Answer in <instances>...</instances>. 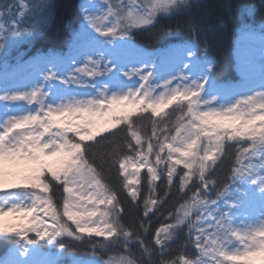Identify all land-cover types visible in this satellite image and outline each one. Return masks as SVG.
I'll return each instance as SVG.
<instances>
[{"label":"trees","instance_id":"trees-1","mask_svg":"<svg viewBox=\"0 0 264 264\" xmlns=\"http://www.w3.org/2000/svg\"><path fill=\"white\" fill-rule=\"evenodd\" d=\"M15 1L0 0V13L11 14ZM80 1L25 0L27 11L0 41V72L41 54L68 61L97 38H126L153 53L181 44L193 47L198 61L210 65L207 95L244 81L235 58L236 39L245 32L264 35V0H174L152 8L147 26L121 17L115 32L105 36L90 29ZM196 104L184 94L159 112L141 105L116 116L111 130L75 139L77 148L60 169L43 166L14 189L35 196L59 234L52 248L32 235L24 240L45 253L60 251L53 264H189L200 257L197 232L215 244H233L209 212L214 213L212 205L234 186L236 170L252 142L230 130L194 125ZM186 134L195 139V150L178 157L176 147ZM12 137L22 141L24 131L14 130ZM13 150L12 140L0 143L3 156L11 157ZM139 157L146 169L132 189L122 166ZM74 177L94 183V201L80 196L85 183L80 189L71 187ZM5 193L0 190V197ZM72 206L82 218L108 226L114 235L104 239L84 232L70 217ZM20 241L0 238V260ZM232 263L247 264L242 258Z\"/></svg>","mask_w":264,"mask_h":264},{"label":"rangeland","instance_id":"rangeland-1","mask_svg":"<svg viewBox=\"0 0 264 264\" xmlns=\"http://www.w3.org/2000/svg\"><path fill=\"white\" fill-rule=\"evenodd\" d=\"M171 1L81 0L79 9L90 29L105 36L116 30L121 17L147 26L152 8ZM26 11L25 0H16L11 14L0 13V41ZM235 57L244 82L207 95L204 86L210 65L198 61L194 48L181 44L152 53L128 39H97L70 62L38 56L1 72L0 143L12 139L13 130L24 131V137L13 140L11 157L0 154V190L6 192L0 197V238L21 240L0 264H53L60 255V251L45 253L24 240L32 235L52 248L59 234L47 208L31 194L16 193V187L25 185L43 166L60 169L76 150L75 139L84 141L111 130L119 114L141 105L159 112L185 93L197 101L194 125L230 130L252 142L236 171L235 185L212 205L214 213L209 212L234 243L215 244L197 232L200 257L189 264H234L238 258L247 264H264V35H241ZM195 145V139L186 134L175 153L186 158ZM122 169L133 189L146 164L139 157L124 163ZM73 179L71 187L80 189L85 183L87 188L80 196L94 201V183ZM69 213L89 235L104 239L114 235L108 226L82 218L76 206Z\"/></svg>","mask_w":264,"mask_h":264},{"label":"bare ground","instance_id":"bare-ground-1","mask_svg":"<svg viewBox=\"0 0 264 264\" xmlns=\"http://www.w3.org/2000/svg\"><path fill=\"white\" fill-rule=\"evenodd\" d=\"M1 238H6V237H1Z\"/></svg>","mask_w":264,"mask_h":264}]
</instances>
